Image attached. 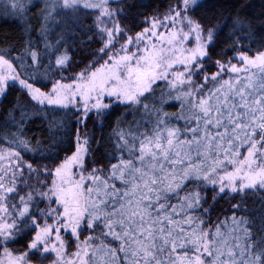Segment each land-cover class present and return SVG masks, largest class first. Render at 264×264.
Masks as SVG:
<instances>
[{
	"label": "snow or ice",
	"instance_id": "1",
	"mask_svg": "<svg viewBox=\"0 0 264 264\" xmlns=\"http://www.w3.org/2000/svg\"><path fill=\"white\" fill-rule=\"evenodd\" d=\"M9 7L16 15L30 10L28 0ZM57 7L95 17L98 60L67 82L49 75L69 65L58 47L46 46L48 64L31 44L16 58L0 51V98L19 85L45 111L65 109L83 126L93 112L104 118L112 102L143 105L149 119L117 132L107 167L89 164L91 141L79 127L52 168L25 159L22 150L32 149L22 133L0 135V264L52 254V264H264V229L257 236L240 204L211 227L204 207L209 186L213 201L251 194L264 207V50L249 55L237 38V55L216 59L210 71L220 26L195 18L199 0H176L135 35L112 0H57ZM157 88L161 103L179 102L175 119L144 103ZM24 119L22 111L21 127ZM29 236L25 250L12 248Z\"/></svg>",
	"mask_w": 264,
	"mask_h": 264
},
{
	"label": "trees",
	"instance_id": "2",
	"mask_svg": "<svg viewBox=\"0 0 264 264\" xmlns=\"http://www.w3.org/2000/svg\"><path fill=\"white\" fill-rule=\"evenodd\" d=\"M118 3L123 6L121 23L135 35L146 26L144 23L146 18L162 17L176 0H120ZM29 7L30 10L23 16L13 15L11 11L0 13V51L10 52L13 58H16L18 54L24 55L26 48L31 44L39 51L44 63L48 64L46 46L58 47L59 52H67L69 55V65L63 71L56 70L49 75L67 82L89 65L96 63L101 41L95 35L96 31L93 30L90 21H81L83 26L78 27L81 30L76 32V29L71 31L67 27L63 30L61 28L54 30L50 22H47L48 6L34 2L29 4ZM194 15L206 25L220 26L211 53L213 59L209 62L210 71L216 70V59L228 61L237 55L233 50L237 38L243 42V50L249 55H255L257 49L264 50V0H201ZM241 25L244 31L240 30ZM60 33L62 41L57 39ZM25 59L30 60V57ZM51 82L44 81L49 86ZM42 90L47 91L48 88ZM161 91L162 88H157L156 96H150L144 103L151 108L155 101L157 107L175 119L180 114V107L177 102L171 100L161 103ZM45 107L33 103L27 94L17 87L10 89L0 100V135L15 137L22 133L32 149L22 150L25 159L35 161L40 167L46 164L52 168L69 154L66 150L72 147L69 141H74L77 127L91 141L89 164L96 163L107 167L110 161L115 162L112 153L117 132L135 127L136 122L142 123L149 119L143 105L138 106V111L136 108L114 105L102 120H97L91 114L86 126H83L77 125L76 118L71 112L51 108L45 111ZM22 111L25 119L21 127L19 121ZM13 117L16 122H13ZM69 132L71 135L66 134ZM204 195L207 201L204 207L211 208V212L205 217L208 226H214L218 221L230 218L234 212L233 205L240 204L239 212L247 217L250 227L257 236L261 234V230L264 229V207L261 206V197L251 194L242 197L240 194L229 192L218 195L213 201L214 193L210 186ZM29 239L30 236L21 239L18 243L12 244V248L17 251L25 250Z\"/></svg>",
	"mask_w": 264,
	"mask_h": 264
},
{
	"label": "rangeland",
	"instance_id": "3",
	"mask_svg": "<svg viewBox=\"0 0 264 264\" xmlns=\"http://www.w3.org/2000/svg\"><path fill=\"white\" fill-rule=\"evenodd\" d=\"M119 1L120 0H112V6L115 7V5ZM34 2L35 3L36 2L37 3H42L44 6H48L47 9L49 10V13H51V15H49V13H48L47 22H50V25H52L51 27L54 30H58L59 28H61L63 30V29H65L67 27V29H70L71 31H73V29H76L75 30V32H76V31L81 30L79 28H82V26H83L82 23H81V21L88 20V21H90V24L92 25L93 30L96 31V27H95V24H94L95 17L92 16V15H80L79 18H76V17H74L71 14V12H66L65 10H63L60 7H57L55 9V11H53L52 6H53L54 3L57 2V0H28V3L29 4H32ZM10 3H11V0H0V13H3L5 4H10ZM200 3H201V0H199V4ZM8 11H11L13 13V10L10 7H9ZM81 11L83 12L84 10H81ZM13 15H16V14H13ZM16 16H19V15H16ZM21 16H23V15H21ZM82 17H83V19H82ZM84 29H85V27H84ZM62 33H60V35H57V39L58 40L61 39L60 41H62V39H63V38H60L62 36ZM117 47H119V45H117ZM16 87L19 88L20 90L24 91L27 94V92L25 90L21 89L19 87V85H17ZM27 96L30 98V96L28 94H27ZM0 100H1V98H0ZM30 100H31V98H30ZM110 101H112V98L105 97V102L106 103H108ZM171 101L177 102L178 105H179V102L176 101L175 99H172ZM32 102L35 103V104H37L38 106H41L38 103H36L35 101H32ZM114 105L126 106L124 104H118V103L112 102L111 103V106L108 109L105 110V115L107 114V112ZM42 107H45V106H42ZM136 107L137 106H133L131 108H136ZM58 110H61L63 112H66L67 111L65 109H58ZM92 114L96 117L97 120H102V118H98L94 112ZM88 233H89V231L85 228L83 230V234L81 235V240L85 239L88 236ZM30 239H31V237H30ZM69 240L71 241V248L69 249V251H75V249H76V242H75V240L73 238H71L70 236H69ZM54 258H55L54 257V254H52V258L51 259H48V260H40L39 258H37L36 260H34V264H52V259H54Z\"/></svg>",
	"mask_w": 264,
	"mask_h": 264
}]
</instances>
